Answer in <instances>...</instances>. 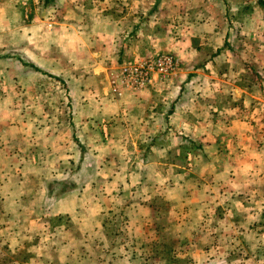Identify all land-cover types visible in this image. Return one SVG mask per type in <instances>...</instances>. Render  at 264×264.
Returning <instances> with one entry per match:
<instances>
[{"label":"rangeland","instance_id":"obj_1","mask_svg":"<svg viewBox=\"0 0 264 264\" xmlns=\"http://www.w3.org/2000/svg\"><path fill=\"white\" fill-rule=\"evenodd\" d=\"M258 1L0 0V264H264V148L253 176L237 184L247 189L201 214L197 170L185 171L179 191L171 169L135 172V161L146 158L122 141L127 127L117 121L119 96L109 87L122 64L168 53L178 61L176 75L148 87L166 88L162 113L179 103L192 111L204 105L198 111L209 120V104H224L264 135ZM100 12L119 28L97 29ZM37 132L42 143L32 138ZM174 138L164 143L168 164L203 151ZM157 146L137 149L159 159ZM173 205L191 212L169 214Z\"/></svg>","mask_w":264,"mask_h":264},{"label":"crops","instance_id":"obj_2","mask_svg":"<svg viewBox=\"0 0 264 264\" xmlns=\"http://www.w3.org/2000/svg\"><path fill=\"white\" fill-rule=\"evenodd\" d=\"M100 14L101 16H99V20H97V27H99L97 29H103L105 24L112 30L119 28V26L117 27L116 20L109 21L107 16H103L104 13L100 12ZM166 95L167 91L165 87L154 86L141 92H122L114 103L118 113L117 121H119L121 127H123V125L127 127V132L122 138V141L126 140L133 143L135 149L131 150L132 156H135V158H142L144 156V159L146 158L144 163L133 162L135 164V172H139L136 170L141 168V166L144 171L150 169L154 173L161 172V169H164V171L171 169V172L177 175V177H174L175 181L178 183V185L174 183V188L178 186L175 191H179V189L184 186L183 176L187 174L185 171L192 168L197 170L199 181L194 183V189L197 190L196 199L194 201L197 205L203 206L202 209L196 211L200 213H204L205 208H212L219 204V200H225L231 197L233 193H235L232 192L233 190H246L247 187H242V185L239 187L237 184H241L239 180L244 175L250 174L253 176V173H250L249 169L253 170V163L257 157H260L258 154L261 153L264 148V135L256 128V124L253 127L250 122H245L240 118L237 119V115L233 118L232 113H235L233 108L231 109L224 104L217 105L216 103L209 104L212 108L209 120L206 118L204 119L202 114L198 111L204 108V105H199L198 110L195 109L192 111L189 110L188 104L179 103L173 108L171 115L167 116L166 112L162 113L164 109L166 110V108H164L167 104L165 100ZM124 110L127 112L125 115L121 116V112L123 111L122 113H124ZM206 117L208 118V115ZM172 129L174 133H169ZM35 134L38 135L36 137L32 136V138L42 143V138L44 137L42 133L39 134L37 132ZM177 134H182V136H187V138L183 139L182 137H176ZM51 135L52 133L49 135V138ZM66 136L67 134L53 136L52 138L53 141L56 139L58 141H63L66 140ZM170 136H175L174 139L177 140L178 138L180 142L184 140L197 142L203 147V151H188L185 153L186 156H182L184 160L183 165L168 164L162 158L167 154L166 144L164 143H166ZM21 139L25 140L26 138L21 137ZM33 139L31 140L32 144L37 143L33 141ZM101 140H103V138H101ZM141 142H149L151 144L158 143L155 150L159 155V159H155V155L152 157L149 151H145L144 149L140 151L139 148L137 149L138 143ZM31 155L34 156V154ZM110 156L112 155H109V157ZM97 161L99 160L97 159ZM22 168L23 169H20V174L23 181H26L30 175L27 174L23 166ZM152 186L150 189L154 192V190H160V186L165 185L159 184L154 187V189ZM0 188L2 189V186H0ZM95 208L97 212L92 216V223H94L95 220L98 221L99 215L103 214L102 207L99 203L95 204ZM168 211L169 214H178L184 211L191 212L190 208L183 210L180 205H173ZM144 212L154 214V210L149 204L144 205ZM6 218L10 221L8 217H4L2 220L6 221ZM27 218L28 216L25 214L20 220H27ZM12 225L13 224L9 225L6 229H12ZM94 225L98 228L97 223H94ZM3 229L5 228L0 226V236H2Z\"/></svg>","mask_w":264,"mask_h":264},{"label":"built area","instance_id":"obj_3","mask_svg":"<svg viewBox=\"0 0 264 264\" xmlns=\"http://www.w3.org/2000/svg\"><path fill=\"white\" fill-rule=\"evenodd\" d=\"M177 67V59L168 53L122 64L109 80L111 93L118 97L123 91L140 92L157 82L165 83L176 75Z\"/></svg>","mask_w":264,"mask_h":264},{"label":"trees","instance_id":"obj_4","mask_svg":"<svg viewBox=\"0 0 264 264\" xmlns=\"http://www.w3.org/2000/svg\"><path fill=\"white\" fill-rule=\"evenodd\" d=\"M258 3L259 4H261V5H264V1H258ZM3 58V57H2ZM29 66H30V68H32L33 70H38L33 64H31V63H29ZM53 78H55V77H53ZM74 141L76 142V144L78 145V147H80V145H79V143H78V141H76L75 139H74ZM62 184V183H61ZM65 191H68V190H65ZM65 191H62L61 193H63V192H65ZM61 193H59V194H61Z\"/></svg>","mask_w":264,"mask_h":264}]
</instances>
